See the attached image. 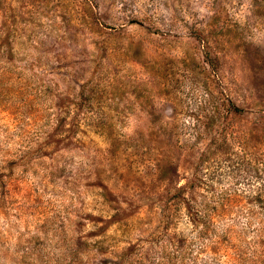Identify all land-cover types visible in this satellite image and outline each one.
I'll list each match as a JSON object with an SVG mask.
<instances>
[{
    "label": "rangeland",
    "instance_id": "1",
    "mask_svg": "<svg viewBox=\"0 0 264 264\" xmlns=\"http://www.w3.org/2000/svg\"><path fill=\"white\" fill-rule=\"evenodd\" d=\"M0 264H264V0H0Z\"/></svg>",
    "mask_w": 264,
    "mask_h": 264
}]
</instances>
